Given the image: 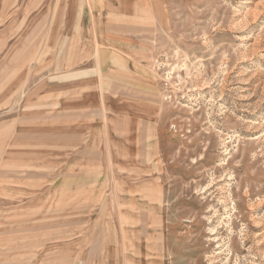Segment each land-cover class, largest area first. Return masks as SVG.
Returning <instances> with one entry per match:
<instances>
[{
    "label": "rangeland",
    "instance_id": "374dc122",
    "mask_svg": "<svg viewBox=\"0 0 264 264\" xmlns=\"http://www.w3.org/2000/svg\"><path fill=\"white\" fill-rule=\"evenodd\" d=\"M0 264H264V0H0Z\"/></svg>",
    "mask_w": 264,
    "mask_h": 264
}]
</instances>
